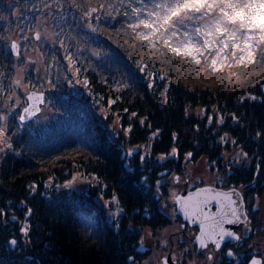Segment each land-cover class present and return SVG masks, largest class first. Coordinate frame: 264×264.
<instances>
[{"label": "snow or ice", "instance_id": "snow-or-ice-1", "mask_svg": "<svg viewBox=\"0 0 264 264\" xmlns=\"http://www.w3.org/2000/svg\"><path fill=\"white\" fill-rule=\"evenodd\" d=\"M9 8L14 10L8 16L0 13V159L5 161L9 154L19 156L32 153L36 134L32 133L25 140L23 133L34 126L31 121L39 124L42 117L47 118L46 112L55 107L48 99L49 92L57 90L63 84L74 87L83 83L87 86L89 82L87 79L81 80V73L89 69L83 65L95 61L97 67H100L101 60L112 57L114 50L111 45L102 49L97 43L102 27L131 40L132 46L144 55L156 53L161 58L174 55L197 66L202 73L205 70L223 73L225 69L233 68L242 69L249 76L254 74V68L264 73V0H16ZM155 63L154 59L136 61L138 72L147 79L148 89L156 87L157 79H166L163 74L152 70ZM232 76L239 80L240 74L229 72V78ZM134 79L133 74L127 70L114 76L111 85L105 79V84L117 93L116 99H107L109 109L121 99L124 92L134 86ZM169 86L170 82L163 85L165 105L169 103ZM257 86L264 90V74L253 84L254 88ZM186 90L193 91L191 88ZM245 99L257 101L258 97L249 92L241 96V102ZM123 111L128 113L127 122H122V117L116 111L101 112L105 120L112 121L107 125L109 134L114 143L116 140L120 141L118 146L121 148L125 138L130 139L133 134L136 120L140 126L147 122V117L138 116L136 111L129 113L128 108ZM213 111L216 112V124L223 126L224 114L215 105ZM205 112L207 109L200 108L197 115L203 116ZM188 114L186 107L184 115ZM230 118L233 123L241 124V117L235 113L230 114ZM213 119V115L208 114L207 124L211 125ZM148 127L151 128V125L148 124ZM193 127L195 131H199V125ZM159 134L160 129L157 128L151 133V137ZM171 135L173 141L178 137L176 132ZM240 139L242 138L230 137L227 132L219 135L218 147L229 148L220 152L219 160H212L208 164L209 169L216 173L211 184L195 187L184 194L178 195L174 190L169 193L173 205L171 215L175 217L180 214L185 222L180 228L190 224L198 229L193 234L192 242L197 254L203 257L199 264H225L224 257L227 258V264H241V253L234 250V247L226 246L225 241L232 240L240 247L241 242L250 239L254 233L253 214L261 209V196L258 193L248 195L251 188H246L243 184L238 187L234 185L227 190L221 187L225 184V177L231 178L234 169L251 167L253 161L257 160L254 153L250 155L245 150ZM248 139L258 146L264 145V127L255 130L254 135ZM148 148L149 144H139L135 149H125L122 155L126 158L138 157V169L129 166L127 172L134 175L139 170L141 175L136 184L141 190L150 192L152 198H158L162 195L161 189L166 182H181V176L175 172L169 173L165 165L172 158L179 159L180 154L178 148L173 146L167 152L158 153L153 159L150 151H144ZM260 150L264 151V147ZM61 152L75 154L71 155L72 170L66 173L62 183L57 182L54 174L49 175L43 183L44 189L75 191L81 184L92 186L93 181L95 186L107 188V184L102 183L99 176L87 171L86 164L76 160V156L83 158L85 152L95 157L90 141H73L66 144ZM51 159L58 162L62 156H53ZM183 161L185 168L199 162L193 151L185 152ZM37 163L44 161L40 159ZM152 167L163 168V171L155 173L154 186L149 184V174L144 173L146 168L150 172ZM182 174L187 177L189 172L182 170ZM251 176V184L258 183L259 178L264 176L259 162L255 163ZM200 182L204 183L202 179ZM184 183L190 189L195 185V182L188 185L187 180ZM39 187L34 181L25 186L26 195L19 203L26 209L24 216L27 218L34 215L30 200L36 198ZM40 195L44 196V193ZM45 199L50 208H56L55 201L50 196ZM100 199L106 209L108 233L98 232L95 223L86 216L80 217L75 225L89 240L95 241L94 247L98 252L122 248L125 238L133 233L139 236L140 247L144 246L147 237L155 236L154 227L142 228L141 225H134L132 220L122 227L125 208L121 206V200L115 192L108 199H104L102 195ZM10 204L11 202L0 206V219L14 211ZM161 207L167 208V202L161 204ZM138 215L151 220L146 206L142 214L139 208H134L133 216ZM25 223L26 226L21 227L19 232L25 246L33 245L35 241L31 235L32 225L29 221ZM241 227L246 231L241 233ZM255 230L258 234H264V222L258 223ZM20 243L15 236L6 241V247L0 250L5 253L0 256V264H12L9 258L18 256ZM185 254L193 256V251L185 250L181 253V264H185ZM176 260L177 257L173 255L171 261L166 259L164 264H176ZM16 264H20L19 258ZM123 264H136V257L126 255ZM187 264L198 262L192 259ZM249 264L260 262L253 257Z\"/></svg>", "mask_w": 264, "mask_h": 264}, {"label": "trees", "instance_id": "trees-1", "mask_svg": "<svg viewBox=\"0 0 264 264\" xmlns=\"http://www.w3.org/2000/svg\"><path fill=\"white\" fill-rule=\"evenodd\" d=\"M15 3L16 0H0V13L8 16L10 11L14 10L10 9L9 5ZM101 33L97 43L102 49L111 45L114 50L112 57L101 60L100 67H97L95 61L83 65L89 69L81 73V80L87 79L89 82L87 86L83 83L74 87L63 84L48 93V99L55 107L46 112L47 118L42 117L39 124L31 121L34 126L23 133L25 140L32 133L36 134L33 138L32 153L19 156L9 154L6 161L0 159V206L11 202L10 207L14 209L9 216L0 219V250L6 247V241L12 236L21 242L18 256L9 258L12 264H16L18 258L20 264H123L126 255L135 256L136 264L141 262L145 253L139 251V236L135 233L125 238L122 248L114 251L108 249L101 253L94 247L95 241L89 240L75 226L80 217L86 216L92 219L98 232L107 234L109 226L106 209L100 196L108 199L113 192L125 208L124 218L121 220L122 227L129 220L142 228H160L170 222L169 216L160 207V196L152 198L150 192L141 190L136 184L141 172L137 170L134 175L127 172L129 166L138 169V157L126 158L122 153L127 148L135 149L139 144L150 145V148L144 151H150L153 159L158 153L167 152L173 146L177 147L180 158H172L166 161L165 165L171 172H182L185 169V152L193 151L197 161L204 159L210 163L212 160H219L220 152L229 148L218 147L219 135L227 132L230 137H241L239 142L245 145V150L250 155L254 153L257 160L253 161L251 167L234 169L231 178L225 177L224 186L243 184L246 188H251L248 195L258 193L264 208V176L259 178L258 183L251 184V172L255 163L259 162L264 170V151L260 150L264 145L258 146L248 139L254 135L255 130L264 127V103H261V100H264V90L259 86L253 87L264 73L255 68L251 76L238 68L225 69L223 73H210L206 70L202 73L197 66L180 57L144 55L132 46L131 40L115 31L102 27ZM150 59L156 61L152 70L166 77L164 81L157 79L153 89L146 87L147 79L141 76L136 65V61ZM125 70L133 74L134 86L124 92L121 99L109 109L106 101L108 98L116 99L117 93L104 81L107 79L111 85L114 76ZM229 72L240 74L239 80L236 76L229 78ZM169 82V103L165 105L162 96L163 85ZM188 88L193 91L188 92ZM249 92L255 94L258 100L245 99L242 103L241 96ZM213 105L224 114L223 126L215 122L216 112L213 111ZM186 107L188 116L184 115ZM124 108H128L129 113L136 111L138 116L147 117V122L140 126L136 120L133 134L130 139L125 138L121 148L118 146L120 141L116 140L114 143L109 134L107 125L112 121L105 120L101 112L116 111L122 117V122H127L128 113L123 111ZM200 108L207 109L203 116L197 115ZM232 113L241 117L240 125L231 121ZM208 114H212L214 118L211 125L207 124ZM194 125H199L198 132L194 130ZM157 128L160 129V134L151 137V133ZM172 132L178 134L175 141L172 140ZM76 140H88L93 144L95 157L85 152L83 158L76 156V160L86 164L87 171L99 176L102 183L107 184V188L97 187L93 181L92 186L81 191L44 189L43 183L49 175L54 174L57 182L62 183L66 173L72 170L71 155L75 154L61 152V149ZM53 156H62V159L53 161ZM40 159L44 163H37ZM158 171H163V168L152 167L150 172L147 168L144 170V173L150 176L149 184L154 186L155 173ZM33 181L40 187L36 198L30 200L34 215L27 218L24 216L26 209L19 202L26 195L25 186ZM40 193H44V196ZM47 196L55 201V209L47 204ZM245 198L247 199V196ZM144 206L149 209L151 220L142 215L133 216L134 208H139L142 214ZM26 221L32 225L31 235L35 241L33 245L27 246L19 232L21 227L26 226ZM258 223L261 221L257 215L255 226ZM262 236L264 234L256 232L257 238ZM4 255L5 253L0 251V256Z\"/></svg>", "mask_w": 264, "mask_h": 264}, {"label": "flooded vegetation", "instance_id": "flooded-vegetation-1", "mask_svg": "<svg viewBox=\"0 0 264 264\" xmlns=\"http://www.w3.org/2000/svg\"><path fill=\"white\" fill-rule=\"evenodd\" d=\"M186 170H187V168H185L184 169V172H186ZM172 172H175L177 175H180L181 176V179L183 178V174H182V172L181 171H175V170H173ZM171 171H169V173H172ZM188 181H187V184L188 185H190V181H189V179L188 178H186ZM186 179H183V188L182 189H178V191L176 192L177 194L180 192V191H182L183 189H188V190H192V189H194L195 187H198V186H202V185H204V184H201V185H198V186H194V187H192L191 189L189 188V187H187L186 185H185V183H184V181L186 180ZM167 184L168 183H166V184H164L163 186H162V189H161V191H162V193H165V192H168V188H167ZM232 186H234V184H231V185H226V186H224V185H222L221 187L222 188H226V189H228L229 187H232ZM235 186H237L238 187V185H235ZM162 211H163V209H162ZM164 212V211H163ZM165 213V212H164ZM167 216H169V219H170V222L168 223V224H166V225H164V226H162V227H160V228H154L155 229V236H153V237H149V239L150 240H152V242H154L155 244H159L160 246L162 245V246H164V249H161V256L160 257H158L157 258V264H164V259L166 258V257H168L169 255L171 256V257H173V255H175V253H174V249H175V246H176V244H179V245H181L182 247H183V249L186 247V248H188L187 246H189L190 245V247H192V248H190V250H192L193 251V256H186V254H185V257H183V260H184V262H185V264H187V262L190 260V258H194V257H196V256H198V257H200V259H203V257L202 256H200V255H198L197 254V250L194 248V245H193V242H192V237H193V234H194V232L195 231H197L198 229H197V227L196 226H192V225H187L185 228H183V229H181L178 225H181V224H183V223H185L184 222V220L180 217V216H178V215H176L175 217L174 216H172L171 214L170 215H168L167 213H165ZM257 215L259 216V218H264V208H262V206H261V209H260V211L259 212H257V213H255V214H253V225H254V233L252 234V236H251V238L250 239H247L246 241H242L241 242V244H242V246H240V247H237L236 245H235V242L234 241H232V240H228V241H225V245L226 246H231V247H234V250H236V251H238V252H240L241 253V256H240V261H241V264H247L248 263V261L254 256V255H260V256H262L263 257V262H262V264H264V254L262 255V254H260V253H258L257 251H255L254 250V247L252 246L254 243H256V241H257V238H256V230H255V223H256V218H257ZM174 226L175 228H176V231L175 232H170L169 234H168V236L166 237V240L168 239L169 240V242H170V244H166V240L165 241H163L162 239H164V238H162L161 236H163V235H161L162 233L163 234H165V229L168 227V226ZM146 228V227H145ZM239 231L242 233V232H244V231H246V229H244L243 227H241L240 229H239ZM177 239H176V238ZM186 237H187V239H186ZM176 240H178V243H177V241ZM147 243H148V241H147ZM153 250H155L154 249V247L153 248H149L148 246L146 247H140L139 246V251L140 252H142V253H145V257L146 256H148L149 254H151L152 255V251ZM226 250V249H225ZM151 251V252H150ZM176 257H177V260H176V264H181V260L178 258V256L177 255H175ZM144 257V258H145ZM224 261H225V264H227V258L226 257H224Z\"/></svg>", "mask_w": 264, "mask_h": 264}, {"label": "rangeland", "instance_id": "rangeland-1", "mask_svg": "<svg viewBox=\"0 0 264 264\" xmlns=\"http://www.w3.org/2000/svg\"><path fill=\"white\" fill-rule=\"evenodd\" d=\"M230 154H231V152H229V155ZM208 164L209 163L204 159H202V161H199L197 164H189L187 166V170H186V172H189V175L187 177L183 176V178L181 179V182L179 184H173L171 182H166V183H168L167 184L168 192H165V194H162V199H161V204L167 202V205H168L167 208L162 207V209L165 213L170 215L171 211H172V207H173L171 200L169 199V193L173 190L175 192H177L178 189L179 190L182 189L183 188V179L188 178L190 181V185H193V182H195L194 186L212 183V181L215 178L216 173L214 172V170L209 169ZM162 179H166V178H162ZM201 179L203 180L204 183L200 182ZM88 188H89V185L81 184V185H79L77 190L78 191L87 190ZM178 226L180 227V225H178ZM175 231H176V228L174 226H171V225L168 226L165 229V234H163V233L161 234V235H163L161 237L164 238L162 240L165 241L168 234L170 232H175ZM186 239H187V237H186ZM147 241H148V243H147ZM176 241L178 243V240H176ZM165 242H166V244H170L168 239ZM145 246L146 247L148 246L149 248L154 247L155 250H153L152 252L150 251L152 253V255L149 254L148 256L143 258V260L141 262H138L137 264H148V262H150V264H157V258L161 256V252H162L161 249H164V246H162V245L160 246L159 244H155L154 242H152V240L149 239V237H147L144 240V246L143 247H145ZM252 246L254 247L255 251H257L258 253L263 255L264 254V236L257 238L256 243H254ZM187 247L188 248L185 247L183 249V247L181 245L176 244L175 249H174V253H175V255L178 256V258L180 260H181V253L184 252L185 250H190V248H192V247H190V245ZM184 257H185V255H184ZM192 259H195L198 262V264H199V262L203 261V259H200V257H198V256H196L194 258H190V260H192Z\"/></svg>", "mask_w": 264, "mask_h": 264}, {"label": "water", "instance_id": "water-1", "mask_svg": "<svg viewBox=\"0 0 264 264\" xmlns=\"http://www.w3.org/2000/svg\"><path fill=\"white\" fill-rule=\"evenodd\" d=\"M203 186H205V185H203ZM199 187H202V186H199ZM192 190H194V189H192ZM223 190H227L226 188H223ZM187 191H189L188 189H184L183 191H181L179 194H184V193H186ZM178 194V195H179ZM213 210H215V209H213ZM178 215H180V214H178ZM181 217H182V215H180ZM183 218V217H182ZM226 227H233V226H230V225H226ZM226 241H228V240H226ZM255 257V259H257L259 262H260V264L262 263V258L261 257H257V256H254ZM253 258V257H252ZM251 258V259H252ZM169 260V261H171V259H172V257L169 255L168 257H166L163 261H165V260ZM249 264V263H248Z\"/></svg>", "mask_w": 264, "mask_h": 264}]
</instances>
